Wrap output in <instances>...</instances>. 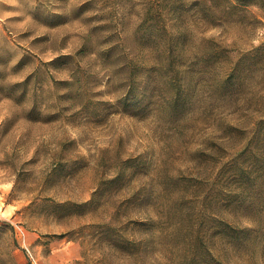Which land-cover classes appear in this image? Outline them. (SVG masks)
<instances>
[{
	"label": "rangeland",
	"instance_id": "obj_1",
	"mask_svg": "<svg viewBox=\"0 0 264 264\" xmlns=\"http://www.w3.org/2000/svg\"><path fill=\"white\" fill-rule=\"evenodd\" d=\"M194 2L0 0V264H264V9Z\"/></svg>",
	"mask_w": 264,
	"mask_h": 264
},
{
	"label": "trees",
	"instance_id": "obj_2",
	"mask_svg": "<svg viewBox=\"0 0 264 264\" xmlns=\"http://www.w3.org/2000/svg\"><path fill=\"white\" fill-rule=\"evenodd\" d=\"M219 1L223 2L222 6H218ZM197 6H199L198 10L202 15L203 14H212L217 12L219 9L218 17L215 18H223L226 14L231 13H240V12H248V7L256 6L259 9H264V0H195L194 2ZM183 3L180 2V7H182ZM250 13V12H249ZM213 15V14H212Z\"/></svg>",
	"mask_w": 264,
	"mask_h": 264
}]
</instances>
